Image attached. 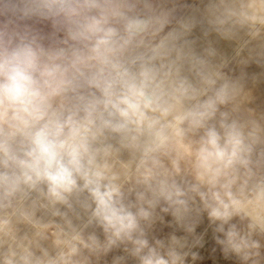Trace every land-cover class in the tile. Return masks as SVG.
<instances>
[{
  "label": "clouds",
  "instance_id": "9594fccd",
  "mask_svg": "<svg viewBox=\"0 0 264 264\" xmlns=\"http://www.w3.org/2000/svg\"><path fill=\"white\" fill-rule=\"evenodd\" d=\"M0 264H264V0H0Z\"/></svg>",
  "mask_w": 264,
  "mask_h": 264
}]
</instances>
